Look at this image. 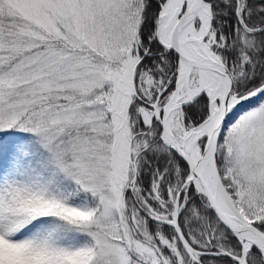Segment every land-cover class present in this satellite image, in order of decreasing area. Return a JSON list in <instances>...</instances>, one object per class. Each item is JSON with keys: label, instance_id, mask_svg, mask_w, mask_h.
<instances>
[{"label": "snow or ice", "instance_id": "obj_1", "mask_svg": "<svg viewBox=\"0 0 264 264\" xmlns=\"http://www.w3.org/2000/svg\"><path fill=\"white\" fill-rule=\"evenodd\" d=\"M0 264H264V0H0Z\"/></svg>", "mask_w": 264, "mask_h": 264}]
</instances>
